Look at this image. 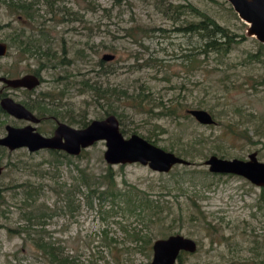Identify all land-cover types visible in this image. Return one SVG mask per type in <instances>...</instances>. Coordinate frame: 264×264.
Segmentation results:
<instances>
[{"label":"rangeland","instance_id":"374dc122","mask_svg":"<svg viewBox=\"0 0 264 264\" xmlns=\"http://www.w3.org/2000/svg\"><path fill=\"white\" fill-rule=\"evenodd\" d=\"M45 1L38 0L35 5L37 16L29 20L12 13L5 0H1L0 40L9 44V51L0 57V75L15 77L34 73L41 62L47 61L45 56L40 59V55L22 54L17 46L10 47L18 32L25 29L27 35L38 33L41 23L46 25L48 38L58 54L75 62L43 68L42 83L31 92L4 87L2 83L0 89L23 104H32L31 99L43 93L61 92L60 98L55 100L59 114L47 112L48 118L37 124L38 130L45 135L53 134L56 120L79 128L78 124L70 122L71 118H80L85 112L89 122L107 116V104L94 100L92 92H81L83 79H98L129 95L142 90L153 105L157 104L156 112L176 108L178 116L156 117L129 108L126 99L114 103L123 114L117 116L126 136L133 133L144 137L152 135L159 146L193 163L176 165L168 173L154 171L140 163L124 164V167L112 165L120 188L128 183L157 195L166 192L167 185L185 188V193L175 190L164 197L172 200L174 206L164 213V225L153 228L157 235H163L157 228L167 233L157 238L180 233L197 241V251L184 252L182 261L177 264H264V187L256 186L240 175L214 174L204 164L207 157L213 155L210 150L217 145L225 150V158L247 159L256 151L258 158L264 161V128H258L260 123L264 125V62L252 56L259 51V41L247 34L248 24L234 9L230 10L233 8L230 2L173 0L177 3L194 1L220 23L247 37L228 56L200 55V66L192 68L190 62H183V55L193 53L194 48L198 51L200 37L174 31L173 21L167 19L155 5V0H96L99 9L94 12L85 10L89 0H58L54 6L58 10L55 18L48 12ZM185 19L194 17L187 14ZM132 24L148 30L146 35L143 34V46L127 36L125 29ZM64 46L66 54H63ZM82 47H86L85 56L78 55ZM106 53L114 55V59L104 61V67L111 72L98 78L99 62ZM150 58L153 65L148 66L146 60ZM65 76L72 81L66 80L68 88L58 81L59 77ZM191 108L212 110L217 123L200 124L188 113ZM238 110L242 111L241 115H255H249L252 123L248 125L256 143L236 139L230 134L220 136L229 130L228 126L245 121L239 118ZM35 113L39 114V111L35 109ZM0 122V137L6 135L7 124H28L4 110L0 112ZM5 150H0V165L5 167L0 177V264H52L41 257V251L34 247L29 236L8 230L24 223L27 225L25 212L34 201L43 204L45 212L56 213L46 220V240L76 259L74 264H118L110 246L104 242L105 235L122 241L126 235L122 228L124 224L131 230L144 226L135 215L124 217L120 214L117 208L121 203L113 206L108 199L101 205L96 198L90 205L85 188L77 192L73 186L79 163L96 172H104L109 165L104 158L106 142L95 143L85 156L60 163L48 150ZM190 170L196 171L194 180L185 173ZM29 185L31 187H26ZM27 188L29 193L25 192ZM66 189L74 199L68 207ZM191 198L197 199L207 218H190ZM152 258L153 250L150 253L135 250L125 254L121 264H145Z\"/></svg>","mask_w":264,"mask_h":264},{"label":"trees","instance_id":"16d2710c","mask_svg":"<svg viewBox=\"0 0 264 264\" xmlns=\"http://www.w3.org/2000/svg\"><path fill=\"white\" fill-rule=\"evenodd\" d=\"M57 1L58 0L45 1L47 7L49 8L48 12L54 16L53 18L57 16L58 12V10L54 8ZM80 1L86 2V0ZM37 2L38 0L30 2L24 0H5V3H7L12 13L18 14L20 18L25 16L29 20H32V18L37 16L36 12L38 10L35 9ZM86 4L87 6L85 7V10L88 9L89 11L94 12L99 9V5L97 4L96 0H89ZM155 5L161 9V12L164 13L167 19L173 21L174 25L176 26L174 31L184 34L198 35L200 37L201 43L199 45L198 51L194 48L193 53H185L183 55V62H186L187 64L190 62L192 68H198L200 66V55L215 54L222 57L228 56L238 44L247 39L244 33L239 34L233 31L229 26L220 23L216 18L197 6L194 1L177 3L173 0H155ZM230 10L233 11V8H230ZM187 14H192L194 19H185ZM71 15L73 14L71 13ZM45 20H49V18H45ZM43 24L44 23L40 24L42 27L41 29H38V33L33 32L30 35H27L25 29H23L12 38V42L10 40V47L12 48L13 46H17L22 54H30L32 56L40 55V59L45 56L47 61L41 62L40 67L34 70V73L40 76L43 68L57 66L59 64L71 65L73 62H75L74 60L64 59V56L58 54V50L54 47V45H52V42H50L48 38L49 31L47 30L46 25ZM133 24L125 29L127 36L134 38L139 44L143 46V34L146 35L148 30L144 29L142 25ZM63 48V54H66L67 49L65 46ZM84 48L86 47H82L78 50L79 56L84 55ZM252 56L264 62V43L259 42V51L257 54H252ZM99 63L101 65V69L98 72V78L111 72L108 67H104V60L100 61ZM146 64L148 66L153 65V59L150 58L149 61L146 60ZM9 77H11V75ZM66 80L72 82L70 77L65 76L58 78L60 84H63V86L65 85L67 87ZM80 85L82 93L92 92L94 100H97L98 103L102 102V105L103 103L104 105H108L109 109L107 110V115L113 113L120 117L123 116L122 113L118 112L117 107L114 105V103L122 101L121 98L126 99L128 101V107L138 111V113L154 115L156 117L179 115L176 108H166L161 112L154 111V109L158 108L157 104L153 105L150 99L147 97V94H145V92L142 90L129 95L127 91L113 88L110 85H105L103 82L95 78L83 79L81 80ZM60 93H58L56 90L43 93L42 96H39L38 99H36V103L29 105V108L32 110L37 109L40 116H45L47 112L57 115L59 114L57 111L59 105L55 104V100L60 98ZM48 98L50 101H47ZM150 104L153 106L149 107ZM0 112H3L1 106ZM212 112L213 111L211 110L210 113L215 118V113ZM238 112L239 118H242L245 121H242V123L239 122L238 125L235 126H228L227 129L229 130L223 131L220 136L223 137L227 136V134H230L236 139L254 142L253 137L250 134L252 128L248 125V123H252V121L249 119V115H255L253 113L241 115L242 111L238 110ZM87 116L88 113L85 112L80 116V118H71L70 122L78 124L79 127H85L89 123ZM1 124L2 122H0V125ZM239 124L242 125L239 126ZM258 128L263 129L264 125L260 123ZM124 131L122 130V132ZM145 138L157 144V140H153L152 135ZM0 150H5V148L0 147ZM46 150H48L53 155L54 160L57 163L64 161L69 162L74 158H80L86 154H89L88 148L84 149L79 156L70 155L59 150ZM210 152L216 155L220 154L222 157H227L225 150H223L219 145L211 149ZM121 165V167H124V164ZM76 168L78 175L75 176V183L73 186L76 188L77 192H82V189L85 188L87 203L92 205L96 198L101 202V205H103V203H105L108 199L111 200V204L113 202V206H118L119 203H121V205H119L117 208L118 212L124 217L135 215L139 223L144 226L141 229L133 228L131 230L124 224L122 228L126 232V235L122 241H119L113 237L109 238L108 235H105L104 242L110 246L116 262L121 264V261L123 262L124 260L125 254H130L132 251L135 252V250L150 253L152 251L153 242L156 240V238L159 236L164 237L167 234L160 228L157 229H159V232H162L163 235H157L154 231V229H156V225H164L166 222L164 213L174 206L171 205L173 202L172 200L165 199L164 197L166 195H171L175 190L185 193V188L183 186H181V188H172L167 185L165 186L166 192H161L157 195L144 188H140L135 185H128V183H126V187L120 188L119 182L116 179L117 174L115 173L113 166L110 164L105 168V170H103L104 172H96L94 169L90 168V166H83L80 163L76 165ZM47 173L49 174V172ZM185 173L189 176L188 178L194 180L196 171L190 170L186 171ZM57 184L59 186V183ZM26 187H31V185ZM68 189H66L64 192L67 197V207L71 202H74V199H71L70 197ZM58 190H60V188H58ZM25 192L29 193L30 189L27 188ZM35 200L37 199L35 198ZM28 206L32 207L25 212V218H27L25 220L27 221V225L24 223L22 226L17 228H8V230L21 236L24 234L26 237L29 236L34 247L41 251V257L47 258L50 263L74 264L76 259H72L69 255H65L64 252L60 251L53 242L46 240V235L48 234V231H46L44 228V226L47 224L46 220L48 217H52L56 213L45 212L42 209L44 205L37 204L36 201L29 204ZM190 207L191 219H195V217L201 219L207 218L205 212L202 210V206L199 204L197 199L191 198ZM210 230L212 231L211 227ZM128 243L129 245H127ZM184 252L187 251H183L181 253L179 257L180 261H182Z\"/></svg>","mask_w":264,"mask_h":264},{"label":"water","instance_id":"95a60500","mask_svg":"<svg viewBox=\"0 0 264 264\" xmlns=\"http://www.w3.org/2000/svg\"><path fill=\"white\" fill-rule=\"evenodd\" d=\"M238 16L248 24L247 34L264 43V0H228ZM9 51V44L0 40V57ZM114 59L113 54H104L102 60ZM0 82L10 88L34 89L41 80L35 73H28L20 77L0 75ZM4 111L17 119H24L30 123L25 126L6 125V135L0 137V146L14 151L27 148L30 152L40 150H59L70 155L79 156L99 141L106 142L104 158L110 165L140 163L149 166L160 173L170 172L176 165H191L190 160L168 151L149 141L144 136L133 133L126 136L116 114H109L102 119H94L85 127H74L65 122H58L54 134L46 136L36 126L40 118L23 103L14 100L8 94L0 101ZM188 113L200 124H215L213 115L203 108H191ZM204 164L212 173L240 175L256 186L264 187V161L258 158L256 151L249 154L247 159L225 158L213 154ZM4 166L0 165V177ZM198 249L197 241L183 234H171L165 238H158L153 242V258L145 264H177L183 251L195 253Z\"/></svg>","mask_w":264,"mask_h":264},{"label":"flooded vegetation","instance_id":"af4514ba","mask_svg":"<svg viewBox=\"0 0 264 264\" xmlns=\"http://www.w3.org/2000/svg\"><path fill=\"white\" fill-rule=\"evenodd\" d=\"M28 74V73H27ZM36 74V73H35ZM25 75V74H24ZM36 75H38V74H36ZM4 76H7V77H9L8 75H4ZM21 76H23V75H21ZM15 77H20V76H15ZM38 77L40 78V80H41V83H42V77L40 76V75H38ZM0 83H2V82H0ZM40 83V84H41ZM3 85H4V87H7L4 83H2ZM13 89V88H12ZM14 89H24V90H26L27 92H31V91H33L34 89H27V88H14ZM0 95H1V97H0V101H1V99L5 96V95H7V92H5L4 90H3V88H1L0 89ZM10 96V95H9ZM36 99H38V97H35L34 99H31V101L30 102H32V104H34V103H36ZM24 105H26L28 108H29V105H30V103L29 102H25L24 103ZM0 106H1V104H0ZM2 108V107H1ZM30 109V108H29ZM32 112H34L35 113V110H32V109H30ZM36 114V113H35ZM113 114V113H112ZM39 118H40V121L39 122H37V123H31V124H33L34 126H36L37 127V124H40L41 122H43V121H45L48 117H46V116H40L39 114H36ZM108 116V115H107ZM16 118V117H15ZM17 119V118H16ZM20 120H24V119H20ZM26 121V120H25ZM28 122V124L30 123L29 121H27ZM58 122H63V121H59V120H56V123H57V125H56V127L58 126ZM66 123V122H65ZM56 127H55V129H56ZM5 129H6V127H5ZM38 129V128H37ZM55 129H54V131H55ZM54 131H53V134H54ZM42 133V132H41ZM43 134V133H42ZM45 135V134H44ZM52 135V134H51ZM46 136H50V135H46ZM0 147H4V148H6V149H8L9 150V148H7V147H5V146H0ZM10 151V150H9ZM3 166V165H2ZM4 170H5V167H4Z\"/></svg>","mask_w":264,"mask_h":264}]
</instances>
